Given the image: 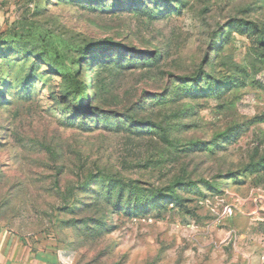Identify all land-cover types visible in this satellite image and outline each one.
Masks as SVG:
<instances>
[{
    "label": "rangeland",
    "instance_id": "obj_1",
    "mask_svg": "<svg viewBox=\"0 0 264 264\" xmlns=\"http://www.w3.org/2000/svg\"><path fill=\"white\" fill-rule=\"evenodd\" d=\"M0 226L47 264H264V0H0Z\"/></svg>",
    "mask_w": 264,
    "mask_h": 264
},
{
    "label": "crops",
    "instance_id": "obj_2",
    "mask_svg": "<svg viewBox=\"0 0 264 264\" xmlns=\"http://www.w3.org/2000/svg\"><path fill=\"white\" fill-rule=\"evenodd\" d=\"M47 256L33 251L8 228L0 226V264H47Z\"/></svg>",
    "mask_w": 264,
    "mask_h": 264
},
{
    "label": "trees",
    "instance_id": "obj_3",
    "mask_svg": "<svg viewBox=\"0 0 264 264\" xmlns=\"http://www.w3.org/2000/svg\"><path fill=\"white\" fill-rule=\"evenodd\" d=\"M101 46H103V45H101ZM79 75V74H78ZM76 73H74L72 76L73 77H70L72 80H76V78H77V76H78ZM85 96V97H84ZM78 100H77V103L79 104V110H82V109H85V105H84V98H86L87 100H89V98H90V95L88 94V92H86L85 94L84 93H82V92H79V90H78ZM107 119V116L106 115H103V116H101V118H100V120H102V121H104V120H106ZM128 123H133V124H135L136 123V119H135V116H133V115H130V116H128V121H127ZM136 192V190L134 189H132L131 191H130V193H135ZM137 193V192H136ZM136 195H138V194H136ZM153 196H152V198H149L148 197V199H151V201L152 202H155V199H156V195H154V194H152ZM137 197V196H136ZM139 197V196H138ZM143 212H145V210L143 209V210H127L125 213H127V215H129V216H139L138 214L139 213H143Z\"/></svg>",
    "mask_w": 264,
    "mask_h": 264
}]
</instances>
